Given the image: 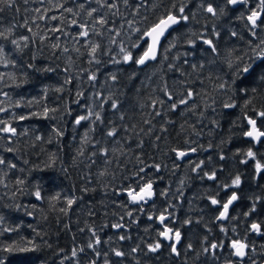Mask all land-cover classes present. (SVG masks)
<instances>
[{"label":"trees","instance_id":"trees-1","mask_svg":"<svg viewBox=\"0 0 264 264\" xmlns=\"http://www.w3.org/2000/svg\"><path fill=\"white\" fill-rule=\"evenodd\" d=\"M262 8L260 0L0 3L3 264H263L264 140L246 135L249 119L264 132ZM169 14L188 19L140 68L145 34ZM148 185L154 199L133 204L127 192ZM254 223L261 239L250 234ZM165 227L179 232L178 244L162 239ZM234 240L249 247L243 262Z\"/></svg>","mask_w":264,"mask_h":264},{"label":"snow or ice","instance_id":"snow-or-ice-1","mask_svg":"<svg viewBox=\"0 0 264 264\" xmlns=\"http://www.w3.org/2000/svg\"><path fill=\"white\" fill-rule=\"evenodd\" d=\"M240 2H242V0H227V3L228 4H237V3H240ZM243 2H246V0H243ZM0 3H5V0H0ZM260 3H261V5H264V0H260ZM8 6L9 7L12 6L11 3H8ZM0 11H2V9H0ZM68 11H72V10L71 9H68ZM93 11H95V10H93ZM206 11L208 13L213 14V15L216 14V9H214L211 5H209L206 8ZM183 12H184V8L183 7H180L179 8V13L182 14ZM261 12H264V8L261 9ZM261 12H255V11H253L251 13V15H249L247 17V20L251 23V25L253 27H255L257 25V20L260 19ZM89 15H91V13H89ZM180 19L187 20L188 17L181 15L180 16ZM99 23L103 24V23H105V21L104 20H101V21H99ZM177 23H179V20L177 19V17L174 16V15L169 14L167 16V19L166 20H161L158 24H156L152 28L151 31H149L148 33H146V35H148L150 37H153L154 39H158V37L160 35H163V32H164V30L166 28L170 27L173 24H177ZM81 27L83 28L84 25H81ZM82 34L83 35H87V32H84ZM254 34L255 33H253V35ZM232 35H236V33H232ZM0 36H3V33L2 32H0ZM205 42L208 43L209 45L212 44V41L211 40H208V41H205ZM95 50H96L95 48L92 49L93 52H95ZM213 50H214V48H213ZM149 51L152 52V55L149 56V54L146 52L145 53V56L142 57L140 60H138L137 63L143 64L146 59H155V51H154V49L151 48V46H150ZM130 58L131 57L129 56V57H126L125 59L127 60V59H130ZM252 70L253 69H250L249 67H245V68L242 69V71L245 72V73H249ZM90 79H95V76L90 77ZM113 79H115V77H113ZM189 95H191V93H189ZM181 103H185V101L182 100ZM113 107H116V105L113 104ZM173 107H175V105H173ZM259 115L260 116H264V112L259 113ZM87 118L88 117H83L82 116V117H80L79 119L76 120V123L79 124L81 122V120H85ZM97 118H99V115L98 114H97ZM249 124L254 127L255 126V121L254 120H249ZM3 131L14 133L15 132V129H13V128H7L6 127V128L3 129ZM256 134L257 133H255L254 131H250V132L246 133V135H248V136H254ZM109 135H113V133H109ZM258 135L259 136H264V132H260V133H258ZM179 155L180 156H183V155H185V153H180ZM248 155L249 156H252L253 153L251 151H249L248 152ZM3 162L4 161L2 159H0V163H3ZM257 168L258 169L261 168V165L259 163H257ZM233 184L234 185H239L240 184V177L239 176H237L235 178V180H233ZM150 189H151V185H148V191L145 192V189H141V192H145L146 195H149L150 196L151 195ZM36 195L39 197V195H40L39 192H37ZM136 198L137 197H134V199H136ZM138 198L139 199H143V196H140ZM236 199H237V197L235 195H233L231 197V199L228 201V203H226V204L223 205L224 212L221 213V217H224L226 215L229 204H231L232 201H234ZM72 203H73L72 200H69L68 201V204L69 205H71ZM212 203L213 204H216L218 202L216 200H212ZM163 219L164 218L161 217V220H163ZM116 227H119V225H116ZM252 229L255 230V231H257V232H259L260 231V226L257 225V224H253L252 225ZM168 231L170 232L171 230L169 229ZM161 235H164L167 239H171L172 238L171 236H168L167 232L166 233H161ZM179 235H180L179 232L175 233L176 239H179ZM121 239H123V237H121ZM96 243L97 244L99 243V239H97ZM89 247H92V245H89ZM159 247H160V245H159V243H157L154 247L153 246H150V250L155 251ZM189 247H191V245H189ZM212 247L215 248V247H217V245H212ZM232 247L235 249V255H237L239 257H244L246 255V249L248 248V245H246L244 243H241V242H238V241H234L233 244H232ZM33 250L34 249H30V248H19V249L8 248L7 249V251H9V252H11V251L28 252V251H33ZM81 251H82V249H81ZM173 251H175V248H173ZM75 255H76V252L74 251L73 252V256H75ZM115 255L122 256V255H124V253H122V252H116ZM0 264H3L2 260H0ZM93 264H94V262H93Z\"/></svg>","mask_w":264,"mask_h":264},{"label":"water","instance_id":"water-1","mask_svg":"<svg viewBox=\"0 0 264 264\" xmlns=\"http://www.w3.org/2000/svg\"><path fill=\"white\" fill-rule=\"evenodd\" d=\"M239 4H240V3H237V4H231V5H232L233 7H236V6H238ZM176 17H177V16H176ZM166 19H167V17L164 18V19H162V20H166ZM177 19L179 20V23H177V24H173V25H171L170 27L166 28V29L164 30V32H163V35H160V36L158 37V39H154L153 37H150V36H148V35L145 34V36H144V41H147V44H148V45H147V49H146V51L143 53V55L140 57V59H141L142 57L145 56V53H146V52L149 54V56L152 55V52L149 51L150 46H151V48L154 49V51H155V59H146L145 62H144L143 64L137 63L138 66H139L140 68H144V67H146L148 64L154 62V61L158 58V55H159V53H160V49H161V47H162V44L164 43V41L166 40V38L170 35V33H171V32H172V31H173V30H174V29L180 24V21H181L180 18L177 17ZM257 21H258V20H257ZM158 23H159V22H158ZM158 23H157V24H158ZM153 27H154V26H153ZM153 27H152V28H153ZM252 27H253V26H252ZM152 28H151L149 31H151ZM149 31H148V32H149ZM148 32H147V33H148ZM205 41H208V40H205ZM205 43H206V42H205ZM206 46L212 48V44L209 45L208 43H206ZM140 59H139V60H140ZM249 120H253V119H249ZM249 120H248V125H249V131H248V132H250V131H254V132L257 133V134L254 135V136H248V135H247V138H248L250 141H252L255 145H258L260 142H262V141L264 140V136H259L258 133L263 132V131H261V130L259 129L256 120H254V121H255V126H254V127H253L252 125L249 124ZM180 153H185V155L180 156V155H179ZM177 156H178V159H180V160H184V159H186L189 155H188L186 152H178ZM213 178H214V177H211V179H213ZM144 189H145V192H147V191H148V186L145 187ZM150 191H151V195H150V196H149V195H146L145 192H141V191L136 192V193H133V192H127V195L129 196V198H130V200L133 202V204L138 205V204H142V203H144V202H151V201L154 199V191H153L152 186H151ZM140 196H143V199H139L138 197H140ZM134 197H137V198L134 199ZM235 201H236V200L232 201V203L229 204V206H228V210H227V213H226V215H225L224 217H221V214H220V216H219V221L225 222V221L227 220V218H228V216H229V210H230L231 207L234 205ZM222 212H224V209H223ZM222 212H221V213H222ZM161 217H163L164 219L161 220ZM167 219H168L167 216H160V217L158 218V222H159L160 225H164V222H165ZM255 224H257V223H255ZM257 225H259V224H257ZM259 226H260V225H259ZM168 230H169V229H167L164 233L167 232L168 236H171V231L169 232ZM251 230H252V232L255 231V230L252 229V226H251ZM256 233H257V237H258V238H260V237L263 235V233H262V231H261V227H260V231H259V232L256 231ZM162 237H163L164 239H166L168 242H170V239H167L164 235H163ZM178 241H179V240H178ZM233 242H234V241H233ZM233 242L231 243V249H232V251H233V253H234V257H235V259H237L238 261H244V260L247 258L248 248L246 249V255H245L244 257H239V256L235 255V249L232 247ZM238 242H239V241H238ZM241 243H244V242H241ZM244 244H246V243H244ZM246 245H247V244H246Z\"/></svg>","mask_w":264,"mask_h":264},{"label":"flooded vegetation","instance_id":"flooded-vegetation-1","mask_svg":"<svg viewBox=\"0 0 264 264\" xmlns=\"http://www.w3.org/2000/svg\"><path fill=\"white\" fill-rule=\"evenodd\" d=\"M144 203H148V202H144ZM227 203H228V202H227ZM142 204H143V203H142ZM216 205H217V203L214 204V206H216ZM223 209H224V208H223V206H222L221 212L223 211ZM220 214H221V213H220ZM165 222H166V221H165ZM165 222H164V224H165ZM221 222H222V221H221ZM158 223H159V222H158ZM254 224H255V223H254ZM257 224H259V223H257ZM252 225H253V224H252ZM252 225H251V226H252ZM259 225H260V224H259ZM161 226H164V225H161ZM251 226H250V234L253 235V236H255V238H257V239H261V238L263 237V235H262L260 238H258V237H257V233H256V231L252 232V230H251ZM260 227H261V226H260ZM167 229H168V228L165 227V231H166ZM165 231H164V232H165ZM261 231H262V228H261ZM164 232H163V233H164ZM262 233H263V231H262ZM162 236H163V235H162ZM173 236L175 237V235H173ZM171 237H172V231H171ZM174 237H173V238H174ZM173 238H171V239H170V242H168L166 239H164V238L162 237V239L166 240V242L169 243V244L172 243V242H174L175 244H178V243L180 242V239H175V240H173ZM178 240H179V241H178ZM175 244H174V248H175V246H176ZM246 244H247V243H246ZM248 250H249V247H248ZM233 255H234V253H233ZM247 257H248V252H247ZM246 259H247V258H246ZM246 259H245V260H246ZM245 260H244V261H245ZM240 262H243V261H240ZM263 264H264V263H263Z\"/></svg>","mask_w":264,"mask_h":264},{"label":"bare ground","instance_id":"bare-ground-1","mask_svg":"<svg viewBox=\"0 0 264 264\" xmlns=\"http://www.w3.org/2000/svg\"><path fill=\"white\" fill-rule=\"evenodd\" d=\"M133 144H134V143H133ZM148 203H149V202H148ZM234 241H237V240H234ZM232 242H233V241H232ZM232 242H231V243H232ZM239 242H243V241H239ZM231 243H230V248H231ZM244 243H245V242H244ZM234 258H235V257H234ZM236 260H237V259H236Z\"/></svg>","mask_w":264,"mask_h":264},{"label":"rangeland","instance_id":"rangeland-1","mask_svg":"<svg viewBox=\"0 0 264 264\" xmlns=\"http://www.w3.org/2000/svg\"><path fill=\"white\" fill-rule=\"evenodd\" d=\"M173 237H174V236H172V238H173ZM175 239H176V238L174 237L173 240H175Z\"/></svg>","mask_w":264,"mask_h":264}]
</instances>
